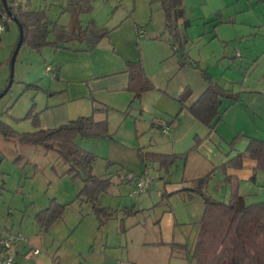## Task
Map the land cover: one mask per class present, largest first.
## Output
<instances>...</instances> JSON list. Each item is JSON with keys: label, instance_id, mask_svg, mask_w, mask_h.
<instances>
[{"label": "rangeland", "instance_id": "374dc122", "mask_svg": "<svg viewBox=\"0 0 264 264\" xmlns=\"http://www.w3.org/2000/svg\"><path fill=\"white\" fill-rule=\"evenodd\" d=\"M66 1L16 0V5L29 10L34 8L35 11L43 9L50 20L57 21L64 12ZM180 12L176 15H183L184 27L179 29L182 31L181 34L185 33L189 39L186 51L188 50L187 53H191L203 67L207 68L208 72L218 75L216 73L225 67L222 66L223 61L227 60L237 68L234 70L239 76L252 75L264 78V0H183ZM66 18L68 17L62 20ZM80 19L86 24L95 20L100 28L110 30L126 19L134 26L137 24L147 27L152 33L171 36L170 31L165 28V12L160 0H94L92 13L83 14ZM4 20L3 17L0 24L2 22L4 24ZM6 23L8 29L2 33L0 41V63L2 62L0 95L8 87L12 54L20 37L18 24L10 19ZM59 23L62 24L61 20ZM51 35L55 37V34ZM50 48L52 47L37 52L29 44H23L16 59L13 84L9 92L0 99L1 120L19 134L33 133L53 126L47 124L46 116L59 104L60 99H55V91L60 81L53 80V75L46 72V64L51 62L48 56ZM237 51L244 56L247 54L253 56L254 59L250 61L231 57L224 59L223 52L233 55ZM141 98L143 100L138 99L141 102L140 109L134 108L133 105L129 111L107 110L108 137L84 139L78 137L75 140L82 150L95 157L92 174L100 179L111 180L107 192L100 196L101 207L117 212L120 209V213L126 208L141 206L143 197H132L131 193L135 186L133 177L143 175L146 166H153L148 172L154 178V185L149 190L154 188L152 199L147 197L149 203L146 205L149 207L153 202L159 203L162 200L163 192L161 198L157 194L158 191H163L161 177H167L168 181L172 179L173 183L180 182L175 188L174 186L170 188L179 189L180 184L184 185L183 178L196 179L209 174L215 165L220 164L223 157L232 153L231 147L225 145L214 156H208V148L213 144L210 142L203 150L196 152L199 149L197 147L187 152L195 153L190 155L186 172L185 159L180 160L181 157L178 155L177 167H171L173 169L171 174L160 164L148 161L144 163L141 160L142 155L173 153L172 135L175 127L169 129V134H164L162 129L153 127L151 123L154 118L172 123L176 114L169 111L171 108L166 107L164 101L160 103L156 98L145 96ZM78 106L85 107L84 104ZM70 109L74 120L80 115H88L87 117L91 115V112L79 111L75 107ZM30 113L37 117L38 125H35L34 119H25ZM195 124L198 128L193 127L191 132L203 133L205 127L200 123ZM182 140L181 147H185L186 150L196 145L186 134L182 136ZM154 142L157 144L154 145ZM187 143H190V146H186ZM241 143L239 147L242 150L246 149L247 140L243 139ZM207 162L212 164L209 170L205 166ZM68 169L57 152L47 151L43 147L22 145L0 135V234L3 232L20 234L29 240L28 245L21 246L30 250L28 257L17 259V264H106L112 259L129 264L128 261L132 258L146 264H155L154 256L158 254L145 253L137 249L128 253L118 246L120 224L117 219H110L105 225L102 224L92 204L84 197H80L84 187L82 178L65 175ZM215 175L206 185L207 194L212 199L229 203L232 194L238 192V186L229 185L227 177L220 172ZM195 183L196 181L193 185ZM185 187L190 188L189 185ZM252 198L254 197H248L246 200L248 205L255 203L251 201ZM53 199L66 206V209L63 217L45 231L37 223L36 214L46 209ZM168 200L169 198H166L164 202ZM144 213L141 212L137 218L132 214L127 216H130L129 221L143 220V216L146 215V212ZM136 214L134 213V216ZM149 219L152 221L155 218ZM192 227L184 231L186 232L184 237L179 236V233L177 236L178 239L182 238L180 240L182 243L189 246V262L195 264L193 253L190 252L195 245L199 226ZM147 229L150 236H154L150 225ZM35 250L40 251L36 257L33 253ZM106 255L109 258L108 262L105 259ZM161 258L163 259L164 255H161ZM184 263H187L186 259Z\"/></svg>", "mask_w": 264, "mask_h": 264}, {"label": "crops", "instance_id": "0c3cea01", "mask_svg": "<svg viewBox=\"0 0 264 264\" xmlns=\"http://www.w3.org/2000/svg\"><path fill=\"white\" fill-rule=\"evenodd\" d=\"M70 1L71 0L66 1L64 12L59 17V20H50L46 13L48 19L59 26L69 28L70 14L66 10ZM93 2L94 0L92 1V5ZM30 5L32 4L30 3ZM30 10L35 11L34 8ZM37 11H43V9H37ZM182 16L183 15H178L176 19L177 24L175 25L178 29L184 27V20H182L184 17ZM3 17L5 19L4 24L2 22L0 25L5 27V31L8 29V24L6 25L5 22L10 18L7 13H2L0 7V21H2ZM64 17L68 18L62 20ZM60 20L62 24L59 23ZM82 24L86 27L89 23L86 24L82 22ZM97 26L99 27L98 24ZM101 29L107 28L103 27ZM180 29L179 31H181ZM52 30L53 27H51V33L48 36L49 42H54L56 39L54 35H51L54 34ZM110 31V35L100 41L91 51H86V49H88L87 42H75L59 48H50L51 52H49L48 56L51 62L46 64V72L48 68H52L53 73L56 74V77L52 79L60 81L55 91V99L60 100L59 104L53 107L51 112L46 116L47 124L53 126L45 127L43 130H49V128L56 129L57 126L61 127L74 121L70 109L73 107L77 108L79 111L84 110L85 112H91L89 117L93 116L97 122L108 121V109L129 111L130 106H133L135 101L136 103L138 102L139 105V108L136 109H140V100L136 99L135 95L128 90L129 74L127 71V63L141 62L146 76L155 87L154 90L144 94L142 97L156 98L159 99L160 103L164 101L166 107L171 108L169 111L172 114H176L175 120H172V123L164 119L158 120L154 118L151 124L153 127L156 126L160 129L161 124L168 126L169 129L175 127L174 134L172 135L174 149L172 151L173 153L170 154H187L185 157V172L187 171V163L190 160V155L195 153H187L190 150L193 151L195 146L189 147L187 150L184 149L185 147H181L183 145L182 136L185 134L189 139H192L193 142L195 141V144L197 138L201 140L199 149L196 152L201 149L203 150L204 147H207L208 143L212 142V147L208 148V156H214L215 153L220 152L221 148L225 145L231 147V145L234 144L231 147L232 153H228L226 157H223L220 160V164L215 165L214 169H212L209 174L214 171V175L220 172L221 175L227 177L226 181L229 185L235 184L238 186V193L243 196L245 200H247L248 197H254L251 200L255 202L254 204L264 203V197H262L264 193V171H258L256 173V181H251L254 173L253 169L257 166L254 160L246 157L241 169H220L222 165L236 157L237 154L245 152L246 149L242 150L239 147L243 139L247 140V146L251 139H259L264 142V87H262L264 86V78H257L252 75L239 76L236 70H234L237 68L227 62V60L223 61L222 66L224 65L225 67L216 73L218 75L209 72L215 83L235 94H239L240 100L234 102L224 99L221 108L223 112L222 121L214 125L212 131L209 127L202 124L205 127L204 132L195 134L191 132V129L193 127L198 128L195 123L200 122L192 117L188 108L191 107L209 87L208 83L202 78L201 71L196 65H199L205 70H207V68L203 67L191 53H188L190 58L187 60V65L181 69L179 65L181 55L180 46H175L174 39L170 35L169 37L166 35L160 36L157 32L152 33L147 27H142L137 24L134 26L126 19L119 25L113 27ZM3 32L0 33V41H2L1 35ZM181 33L182 31L180 34ZM181 35L185 36V33ZM223 54L224 59H229L230 57L232 59L239 58L249 61L250 59H254L253 56L248 54L244 56V54L239 51L233 55H227L225 52H223ZM238 87H240V89ZM187 90L191 92V95L185 101L184 105H181L178 100ZM140 99L143 100V98ZM81 104H84L85 107L78 106ZM87 116L88 115H80V117ZM236 139L237 141H235ZM156 144L157 143L154 142V145ZM186 146H190V143H187ZM205 166L206 169L208 168L207 170H209L212 164L208 163ZM174 167H177V164L172 168ZM172 168L170 169V174L173 171ZM209 174L196 179L193 177L183 178L184 185L180 184L179 189L170 188L173 186V188H175L180 182L177 183L176 181L173 183L171 181L172 179L168 181L167 177H161L164 184L163 191H158L157 194L160 197L162 192L163 194L172 193L173 195L167 202L161 200L159 203L153 202L147 207L149 203L147 197L149 196V198L152 199L153 188L149 193L140 196V198L143 197L141 206L137 207L135 205L131 209L126 208V211L129 212L127 214H132L135 218L139 217L137 215H140L141 212H146L147 216H143V220L129 221L130 216H127L125 212V214H123V211L120 213L121 210L119 209L118 213L113 218H116L118 224H120V226L118 225V246L124 248L128 253L133 249H137L145 253L158 254L154 256L156 261L155 264H164V262L165 264H191L188 257L189 246L180 241L182 238L178 239L177 233H179V236L181 235L184 237L186 233L184 231H187L189 228L192 229V226H199L196 235L197 241L200 223L205 212V202L201 196L189 191L194 188L195 184L193 185V183L195 181ZM192 181L194 182L192 183ZM187 182L190 183L185 184ZM187 185H189L190 188L185 187ZM205 191L206 193L208 192L207 189H205ZM134 213H137L136 216H134ZM152 217L155 219L151 221L149 218ZM127 220L128 222H126ZM148 225L153 229L154 236H150L149 229H147ZM194 244H196V242ZM178 246H181V248ZM194 247L195 245L192 246L193 249L191 248L190 253H193ZM29 251L30 250L21 247L18 251L17 259L28 257ZM161 255H164L163 259ZM29 256H31V254ZM34 256L36 257V255ZM105 259L108 262L109 258L107 255ZM185 259L187 263H184ZM109 261L110 263L108 262L106 264H123L119 259H112ZM128 263L146 264L143 263V261H137L135 258L129 259Z\"/></svg>", "mask_w": 264, "mask_h": 264}, {"label": "trees", "instance_id": "16d2710c", "mask_svg": "<svg viewBox=\"0 0 264 264\" xmlns=\"http://www.w3.org/2000/svg\"><path fill=\"white\" fill-rule=\"evenodd\" d=\"M92 1H70L66 10L70 14L69 28L51 22L45 11H31L21 6H15L16 0H11L8 5L18 24L23 28V44H29L35 51L41 52L47 47L59 48L75 42H87L88 49L86 51H91L100 41L107 38L110 33L108 29L99 28L95 21H90L86 27L83 26L80 17L83 14L92 13ZM160 1L165 12L166 28L170 31L175 46H180L179 65L182 69L187 65V60L190 58L186 51L189 39L186 36H182L175 25V17L177 19V12L182 11L183 0ZM0 7L2 13L5 14L6 11L2 0H0ZM51 27H53L52 31L56 38L54 42L48 41ZM196 67L200 69L202 78L208 83L209 87L188 108V111L196 121L209 127L212 131L214 125L222 121V101L227 99L238 102L240 95L221 87L214 82L207 70L202 69L199 65H196ZM127 71L129 74L128 90L135 95L136 99L155 89L150 79L146 76L141 62H128ZM190 95L191 92L187 90L178 102L184 105ZM25 119H34L35 125L39 124L37 117L33 116L32 113ZM0 135L5 139L15 140L22 145L43 147L47 151L57 152L69 167L65 175L73 176V178H82L84 187L80 197H84L87 202L92 204L103 225L113 219L118 213L117 211L101 207L100 196L107 192L111 185V180L100 179L92 174L95 157L82 150L75 143L78 137L83 139L108 137L107 121L97 122L93 116L80 117L56 129H42L33 133L19 134L0 118ZM200 143L201 140L197 138L194 150L200 146ZM179 156L181 157L180 160H184L187 154ZM246 157L257 163L251 178V181L255 182L256 173L264 171V142L259 139H251L244 153L237 154L236 157L222 165L220 169H241ZM177 159L178 155L167 154L149 153L141 156V160L144 163L148 161L160 164L162 168L167 170V173H169L168 171L172 166L177 164ZM214 173L215 171L196 181L194 188L189 191L201 196L205 202V212L193 251L195 264H264V203L248 205L245 198L239 195L238 192L232 194L229 203L212 199L205 189ZM172 195V193H164L162 201ZM65 209L66 206L53 199L46 209L36 214V221L43 230L47 231L52 224L63 217ZM122 211L126 214L129 213L126 209ZM103 220L105 221L103 222ZM178 247L181 248V246Z\"/></svg>", "mask_w": 264, "mask_h": 264}, {"label": "built area", "instance_id": "2783aa9c", "mask_svg": "<svg viewBox=\"0 0 264 264\" xmlns=\"http://www.w3.org/2000/svg\"><path fill=\"white\" fill-rule=\"evenodd\" d=\"M4 26L0 25V33L4 31ZM47 73L52 74V78L56 77L52 68L47 69ZM161 129L164 134H169V127L161 124ZM153 166H146V171L143 175L133 177L135 186L131 193L132 197H140L146 194L154 185V178L150 176L148 170ZM28 245L29 240L20 234L2 233L0 234V264H17V254L22 245ZM34 255H39L40 251L35 250Z\"/></svg>", "mask_w": 264, "mask_h": 264}, {"label": "water", "instance_id": "95a60500", "mask_svg": "<svg viewBox=\"0 0 264 264\" xmlns=\"http://www.w3.org/2000/svg\"><path fill=\"white\" fill-rule=\"evenodd\" d=\"M2 2H3L5 11H6L7 15L9 16V18L12 21H14L16 24H18V21H17L16 17L13 15L12 11L9 8L7 0H2ZM18 26H19V30H20V37H19V42H18V44L16 46V49H15V51L13 53L12 60H11V77H10L7 89L0 95V99H2L9 92V90H10L12 84H13L14 68H15L16 59L18 57V54H19L20 49L23 46V42H24V31H23V28L19 24H18ZM134 108H139L138 102L136 104H134Z\"/></svg>", "mask_w": 264, "mask_h": 264}]
</instances>
